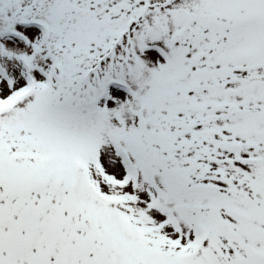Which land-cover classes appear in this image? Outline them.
<instances>
[{
	"label": "snow or ice",
	"instance_id": "snow-or-ice-1",
	"mask_svg": "<svg viewBox=\"0 0 264 264\" xmlns=\"http://www.w3.org/2000/svg\"><path fill=\"white\" fill-rule=\"evenodd\" d=\"M0 264H264V0H0Z\"/></svg>",
	"mask_w": 264,
	"mask_h": 264
}]
</instances>
